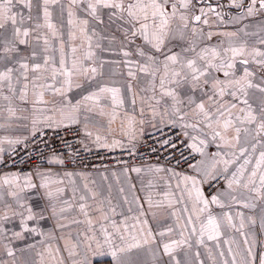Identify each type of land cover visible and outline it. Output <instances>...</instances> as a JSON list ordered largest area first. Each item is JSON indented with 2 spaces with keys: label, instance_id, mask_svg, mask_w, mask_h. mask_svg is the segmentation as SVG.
Instances as JSON below:
<instances>
[{
  "label": "snow or ice",
  "instance_id": "obj_1",
  "mask_svg": "<svg viewBox=\"0 0 264 264\" xmlns=\"http://www.w3.org/2000/svg\"><path fill=\"white\" fill-rule=\"evenodd\" d=\"M104 257L264 264V0H0V264Z\"/></svg>",
  "mask_w": 264,
  "mask_h": 264
},
{
  "label": "crops",
  "instance_id": "obj_2",
  "mask_svg": "<svg viewBox=\"0 0 264 264\" xmlns=\"http://www.w3.org/2000/svg\"><path fill=\"white\" fill-rule=\"evenodd\" d=\"M90 171L92 172L91 179L95 180L98 185H104V186H106L107 183H109V182L112 183V196H113L114 200L119 201L120 194L118 192V186L116 185L115 181L112 180L111 177H109V181H104L102 179V177L100 176L99 172L94 171V170H90ZM133 180L135 182V176H134V174H133ZM51 223L52 222L49 221L48 224L46 225V227H51ZM29 242H31V240ZM99 263H108V264H111V258L110 257H104V258H102L100 260L94 261V264H99Z\"/></svg>",
  "mask_w": 264,
  "mask_h": 264
},
{
  "label": "built area",
  "instance_id": "obj_3",
  "mask_svg": "<svg viewBox=\"0 0 264 264\" xmlns=\"http://www.w3.org/2000/svg\"><path fill=\"white\" fill-rule=\"evenodd\" d=\"M151 143V141H149ZM121 154L117 151L115 153H106L104 151L93 152L87 158L85 162L88 165V170H93L92 165H95L97 168L101 165V163H109V158L116 157L118 158ZM99 264H108V263H99Z\"/></svg>",
  "mask_w": 264,
  "mask_h": 264
}]
</instances>
